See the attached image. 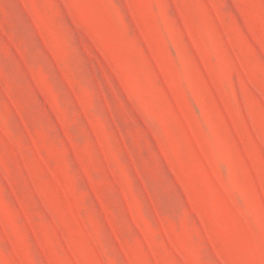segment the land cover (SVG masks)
Segmentation results:
<instances>
[{"label":"rangeland","instance_id":"rangeland-1","mask_svg":"<svg viewBox=\"0 0 264 264\" xmlns=\"http://www.w3.org/2000/svg\"><path fill=\"white\" fill-rule=\"evenodd\" d=\"M0 264H264V0H0Z\"/></svg>","mask_w":264,"mask_h":264}]
</instances>
